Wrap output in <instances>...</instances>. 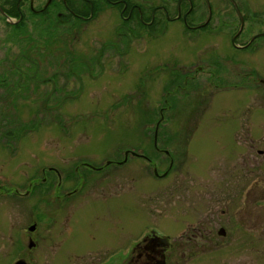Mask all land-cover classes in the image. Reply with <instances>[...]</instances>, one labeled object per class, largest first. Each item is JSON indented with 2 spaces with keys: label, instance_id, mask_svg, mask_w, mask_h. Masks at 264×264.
Masks as SVG:
<instances>
[{
  "label": "flooded vegetation",
  "instance_id": "1",
  "mask_svg": "<svg viewBox=\"0 0 264 264\" xmlns=\"http://www.w3.org/2000/svg\"><path fill=\"white\" fill-rule=\"evenodd\" d=\"M173 3H176V16L171 11ZM184 3L189 7L183 13ZM101 6L119 14L122 21L116 24L115 34L124 43L142 34L151 36L157 33L164 21H168L164 28L166 31L171 22L181 19L185 22V15L186 19L193 14L198 17H191L188 29H203L199 28L203 25V9L199 12L201 5L196 0H0V22L7 28L5 30L9 29L7 36L23 41L30 53L32 45L37 48L38 43H44L42 48L46 49V43L52 37L54 45L72 47L69 48L71 59L62 62L61 68L64 69L69 60L77 64L81 61L72 58L76 55L72 43L79 40L101 13H106L108 9L102 11ZM206 7H209L208 3ZM239 10L242 13L240 7ZM235 12L239 17L238 11ZM214 13L212 8V16ZM254 17L257 23L253 24L260 28L257 31L246 29L250 20L244 16L246 28L244 24L242 32H239L240 20L231 44H223L215 52L223 57L216 64L205 61V65L189 67L174 62L168 66L175 74L178 73L171 80L176 84L174 94L182 90L184 99L193 93H189L192 87L195 89L197 72L203 71L212 82L200 85L202 95L208 97L210 90H221L225 96L222 101L232 97L237 100L244 98L251 103L246 122L242 119L243 122L229 123L226 127L223 157L217 161L221 166L213 169L210 164L202 166L199 172L193 171L185 165L187 157L172 155L159 148L156 141L153 149L164 157L129 149L123 151L124 155L106 160L104 165L78 162L79 159L73 157L77 165L68 181L63 172L51 169L44 174L41 183H28L32 187H43L40 219L20 224L16 238L13 233L16 225L9 228L6 236L13 250L10 254H1L0 264H56L55 261L57 264H264V122L259 120L256 123L255 114L257 102H262L264 108V19H261L264 14L254 13ZM152 24L155 26L149 28ZM113 49L122 50L118 45ZM28 59V68L32 63L38 64ZM97 66L86 65V68L89 71V67ZM84 67L81 65V72ZM72 73L75 74L67 70L59 76L42 75L38 79V75H24L22 80H17L20 83L33 77L35 84L47 83L59 77L73 79ZM3 76L1 74L0 77ZM65 92L57 95L62 94L58 89L46 94L43 109L59 111L64 102L77 97L74 91L65 89ZM140 94L143 96V92ZM10 95H0V102H7ZM211 105L203 102L204 115ZM226 124L221 125L223 133ZM185 128L189 132L193 130L188 125ZM1 133L19 139L25 135L13 134L12 129ZM130 159L146 163L158 179H172L168 187L151 195L152 203L142 207V212L150 214L149 221H142L143 225L136 234L129 236L127 165ZM160 162L169 163L166 171L161 170ZM112 178L118 180L107 181ZM69 183L73 186L70 187ZM13 192L24 199L29 195V191L23 193L20 189ZM37 252L39 254H35Z\"/></svg>",
  "mask_w": 264,
  "mask_h": 264
},
{
  "label": "rangeland",
  "instance_id": "2",
  "mask_svg": "<svg viewBox=\"0 0 264 264\" xmlns=\"http://www.w3.org/2000/svg\"><path fill=\"white\" fill-rule=\"evenodd\" d=\"M196 1L201 5L199 12L203 9V25L199 27L203 29L194 28L193 25V31L188 29L191 17H198L193 14L186 19L185 15V22L183 19L171 22L165 31L168 21H164L157 33L151 36L142 34L126 43L121 42L115 34L116 24L122 21L119 14L101 6L102 11L108 9L105 10L106 13H101L79 40L72 43L81 61L77 64L69 60L65 70L61 65L71 56L69 48L72 47L65 48L50 43L44 49V43L36 41L38 47L32 45L30 53L23 41L7 36L9 29L5 30L6 27L0 22V76H6L0 77V95L9 96L12 92L9 102H0V246L3 244L0 247V258L3 257L1 254H10L13 250L6 236L9 228L16 225V229H13L16 238L20 232V224L40 219L43 187H32L28 183H41L44 174L51 169L63 172L68 181L73 177V167L77 165L73 162V157H77L78 162L93 165H104L106 160L124 155L125 149L164 157V154L153 149L159 124L156 141L159 148L166 149L175 156L187 157L185 165L191 170L199 172L202 166L210 164L213 169L221 166L217 161L223 157L222 148L226 143L222 142L226 127L229 123H240L242 119L246 122L251 103L244 98L237 100L232 97L222 101L225 96L221 90L209 89L210 96L202 95L200 85L212 82L203 71L197 72L195 89L192 87L193 90L189 93H193L184 99L182 90L174 94L176 84L171 80L178 73L175 74L168 66L174 65V62H181L189 67L205 61L216 64L223 57L215 52L223 44H231L232 36L240 26V16L235 12L237 2L243 18L247 16L250 20L246 28L244 19L245 28L257 31L260 26L253 24L257 21L254 13L263 16L264 0H234L235 3L233 0ZM206 3L209 5V12L213 8V16L209 15ZM178 4L180 9L181 1ZM171 7L176 16V3ZM188 7L184 3L182 12L188 11ZM154 26L152 24L148 27ZM114 45H118L121 52L115 51ZM104 51V57H101ZM75 58L73 57L74 60ZM27 59L37 61L39 66L32 63V67L28 68ZM81 65H85L82 72ZM86 65L99 66L89 67L87 71ZM67 70L75 72L72 73L73 79L59 77L47 80L50 81L47 83L36 84L33 77L30 81L24 79L20 83L17 80H22L24 75L59 76ZM25 86L30 87L27 89ZM58 89L62 94L56 93L57 95L65 94L66 89L74 91L77 97L64 102L59 111L49 112L43 109L45 95ZM140 92H143V96ZM204 101L212 104L205 115ZM216 104L219 105L215 106ZM1 112L8 115L3 116ZM255 114L256 123L259 120L264 122L262 102H257ZM223 124H226L224 133L221 129ZM25 125L32 126L25 128ZM187 125L193 128L191 132L185 128ZM5 129L14 130L13 134L25 135L20 139L3 137L1 131ZM159 165L162 171L169 167L168 162H160ZM85 166L84 164L86 169ZM127 167V225L130 236L136 234L143 225L142 221L150 219V214L142 212V207L150 205L151 195L168 187L172 177L158 179L146 163L134 159L129 160ZM113 180L118 179L107 181ZM69 186L72 187L73 184L69 183ZM14 189H20L23 193L29 191V195L24 199L17 192L14 193Z\"/></svg>",
  "mask_w": 264,
  "mask_h": 264
},
{
  "label": "water",
  "instance_id": "3",
  "mask_svg": "<svg viewBox=\"0 0 264 264\" xmlns=\"http://www.w3.org/2000/svg\"><path fill=\"white\" fill-rule=\"evenodd\" d=\"M233 2L235 3V1L233 0ZM236 9H237V11H238V13H239V16H240V19H241V21H242V24H241V26H240V30H239V32H242V30H243V28H244V18H243V16H242V14H241V12H240V10H239V7L237 6V4H236ZM210 12H211V10H210ZM210 15H212V12L210 13ZM234 41V40H233ZM158 134H159V124H157V129H156V133H155V140L157 141V139H158ZM32 230L34 229L33 227L31 228Z\"/></svg>",
  "mask_w": 264,
  "mask_h": 264
},
{
  "label": "trees",
  "instance_id": "4",
  "mask_svg": "<svg viewBox=\"0 0 264 264\" xmlns=\"http://www.w3.org/2000/svg\"><path fill=\"white\" fill-rule=\"evenodd\" d=\"M19 34V33H18ZM18 36V35H17ZM17 36H15V37H17ZM54 39V37H52V39L48 42V43H46V49H47V47H49L51 44H54L55 43V41L53 40ZM51 43V44H50ZM73 58V57H72ZM74 58H75V56H74ZM68 59H71V56H69L68 57ZM77 59V60H76ZM75 60L76 61H79V57L77 56L76 58H75ZM39 78V76L37 77V79ZM12 135V134H11ZM5 137H7L6 135H4ZM8 137H13V136H8Z\"/></svg>",
  "mask_w": 264,
  "mask_h": 264
}]
</instances>
